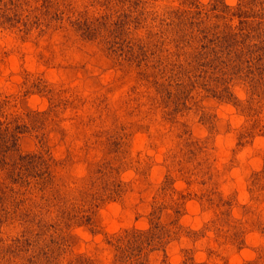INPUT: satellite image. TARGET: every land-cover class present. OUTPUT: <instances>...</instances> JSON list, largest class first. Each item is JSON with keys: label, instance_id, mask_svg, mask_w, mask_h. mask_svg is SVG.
I'll return each mask as SVG.
<instances>
[{"label": "rangeland", "instance_id": "obj_1", "mask_svg": "<svg viewBox=\"0 0 264 264\" xmlns=\"http://www.w3.org/2000/svg\"><path fill=\"white\" fill-rule=\"evenodd\" d=\"M0 264H264V0H0Z\"/></svg>", "mask_w": 264, "mask_h": 264}]
</instances>
